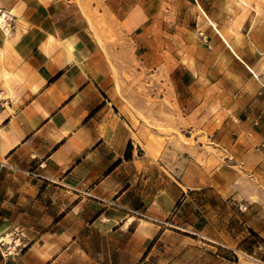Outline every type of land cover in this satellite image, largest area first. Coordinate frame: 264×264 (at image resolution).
<instances>
[{
    "label": "crops",
    "instance_id": "1",
    "mask_svg": "<svg viewBox=\"0 0 264 264\" xmlns=\"http://www.w3.org/2000/svg\"><path fill=\"white\" fill-rule=\"evenodd\" d=\"M95 10L115 42L76 0H0V236L19 226L31 242L0 264H264V247L242 248L264 240V0ZM123 63L178 106L152 123L194 121L216 152L160 142L117 91Z\"/></svg>",
    "mask_w": 264,
    "mask_h": 264
},
{
    "label": "rangeland",
    "instance_id": "2",
    "mask_svg": "<svg viewBox=\"0 0 264 264\" xmlns=\"http://www.w3.org/2000/svg\"><path fill=\"white\" fill-rule=\"evenodd\" d=\"M80 7L84 10V13L90 20V25L92 30L95 32L96 37L101 42L102 37L101 34H107L108 38L115 42L116 36H114V25L109 19H106L100 15L97 10L96 11V21L91 20V15H87L85 11V5H90L91 3H99L101 0H76ZM3 27L7 24L4 22L1 24ZM4 29V28H3ZM10 31H8L9 33ZM126 67L124 72L122 73V79L124 82L120 83L117 80L116 88L117 91L121 94H124L128 99L127 102L132 106V108H136L135 104H138L137 108L143 110V112H147L148 115L142 114L140 118L144 121V123L148 126L153 124L154 127L159 132V135L162 136L159 138V141L162 142L165 139L170 140L171 148L170 150L175 155H187L194 157L199 160L198 152L201 151L203 153L207 152L208 154H214L216 152L214 146L209 142L206 135L201 133L197 129V125L194 124V121L190 123H185L182 120V116H164L159 117L161 119L169 120L170 123L174 121L175 128L173 126L167 125L166 121L164 123H152L150 116V112L152 109H162V108H170L177 109L178 106L172 105L167 101L160 100L161 94L164 93L165 89H163L161 84L151 83L148 77L151 72L145 69L141 63H123ZM117 74V72H115ZM118 75V74H117ZM140 111V110H139ZM162 121V120H161ZM160 121V122H161ZM180 124L181 127L185 128V132L181 133L177 127ZM190 125V126H189ZM204 144L202 148L199 147V144ZM222 155V154H221ZM244 174V173H243ZM245 176V175H244ZM244 251L251 253L255 248L262 246L264 247V240H250L248 243H244L242 245ZM259 251L258 249H256Z\"/></svg>",
    "mask_w": 264,
    "mask_h": 264
},
{
    "label": "built area",
    "instance_id": "3",
    "mask_svg": "<svg viewBox=\"0 0 264 264\" xmlns=\"http://www.w3.org/2000/svg\"><path fill=\"white\" fill-rule=\"evenodd\" d=\"M3 16V13L0 12V19ZM8 18L5 17L4 26L5 31H11V24H8ZM1 23V21H0ZM2 24V23H1ZM264 92V83L262 85V90L260 94ZM31 242L29 236L25 229L22 227L16 226L8 230L6 233L0 236V252L3 258L8 260H16L21 255H23L30 247Z\"/></svg>",
    "mask_w": 264,
    "mask_h": 264
},
{
    "label": "bare ground",
    "instance_id": "4",
    "mask_svg": "<svg viewBox=\"0 0 264 264\" xmlns=\"http://www.w3.org/2000/svg\"><path fill=\"white\" fill-rule=\"evenodd\" d=\"M5 17H6V13H3V16L0 19L2 24L5 22Z\"/></svg>",
    "mask_w": 264,
    "mask_h": 264
},
{
    "label": "trees",
    "instance_id": "5",
    "mask_svg": "<svg viewBox=\"0 0 264 264\" xmlns=\"http://www.w3.org/2000/svg\"><path fill=\"white\" fill-rule=\"evenodd\" d=\"M253 235H255V234H253Z\"/></svg>",
    "mask_w": 264,
    "mask_h": 264
}]
</instances>
